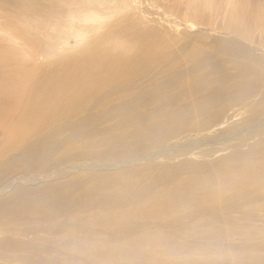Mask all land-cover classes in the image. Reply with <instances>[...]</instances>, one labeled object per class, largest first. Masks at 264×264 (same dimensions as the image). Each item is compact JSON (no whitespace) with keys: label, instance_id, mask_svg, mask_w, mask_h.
I'll return each instance as SVG.
<instances>
[{"label":"bare ground","instance_id":"1","mask_svg":"<svg viewBox=\"0 0 264 264\" xmlns=\"http://www.w3.org/2000/svg\"><path fill=\"white\" fill-rule=\"evenodd\" d=\"M135 3L0 0V264H264V3Z\"/></svg>","mask_w":264,"mask_h":264},{"label":"rangeland","instance_id":"2","mask_svg":"<svg viewBox=\"0 0 264 264\" xmlns=\"http://www.w3.org/2000/svg\"><path fill=\"white\" fill-rule=\"evenodd\" d=\"M148 1L139 0V3H135V5H139L140 9H143L146 12L143 15L146 16L149 20L159 18L160 13L157 10H160L162 12H167L169 16L178 17L183 21L184 20H193L201 27H207L208 25H210L208 21H209V17H211V15L213 13H217L218 16L216 19H219L218 22L220 23V21L222 19V15L225 13L224 9L227 6L226 3H228V2L233 3L232 7L228 5V12H227L228 18L239 17V16H241L242 13L244 14L245 17H248L247 13L243 7L245 4H247V3H264V0H155V1L148 0ZM152 4H153V6H152ZM219 5L221 6V9L218 8ZM202 8H204L203 10L205 12H203ZM246 8H249V6ZM150 9H151V11H150ZM154 9L156 10V12ZM196 10L203 12V13H198V15H201L205 18L204 19H197L198 16L193 13ZM147 13H150V14H147ZM204 21H207V23H205ZM154 26L159 27L157 25H154ZM215 27H217V26L215 25ZM160 28L163 29L164 32H167V33L174 35V36L182 35V34L171 33L169 30L164 28V25L160 26ZM4 29H6V28H3L0 26V31H2ZM181 31H183V29ZM7 35H8L7 36L8 39H7V37L5 38V36L3 34H0V44H2V46H0V49H1L0 50L1 51L0 52L1 53L0 58H3V56H6V57L11 56L12 58H10V60L12 59L11 62H13V60H15L14 58L16 57V61H14L13 64H15L18 61L17 57L20 60L25 61V62L27 61V59H29V58L31 59L32 56H29L27 54V52L22 53L19 50L18 46L16 45L17 39L14 36L10 35V33H7ZM10 41H11V43L13 41L14 42L12 44H10ZM180 42L181 41L179 39H177V41H174L171 43H173L174 45H177ZM165 43H169V41L165 40ZM13 46H14V48H18V49H14ZM204 48H207V46L204 45ZM37 59L39 62L43 61L40 56H37ZM228 246H230V247H228ZM232 247H234V246L233 245H226V246L219 247V248L215 247L216 249L212 248V250H213V252L215 251L216 253L212 252L211 254L218 256L219 259H223L222 255H228L231 258V260H236V261H237V258H239V257H246L248 255H249V257H251L252 254H254V253H255L254 255H256V256H264V242H256L251 246L245 245V247H242L241 249H239V247H236L234 250H231V254H230L227 251H229ZM218 253H220V254H218ZM245 253H246V255H245ZM256 253H258V254H256ZM231 255L234 257H232ZM219 256H221V257H219ZM166 258H168V257H166Z\"/></svg>","mask_w":264,"mask_h":264}]
</instances>
